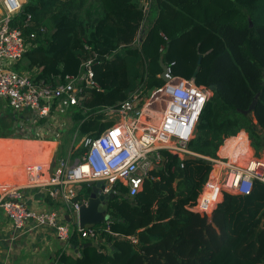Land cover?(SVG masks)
I'll use <instances>...</instances> for the list:
<instances>
[{
    "label": "trees",
    "instance_id": "obj_1",
    "mask_svg": "<svg viewBox=\"0 0 264 264\" xmlns=\"http://www.w3.org/2000/svg\"><path fill=\"white\" fill-rule=\"evenodd\" d=\"M148 1L144 10L145 0H25L11 15V24L30 41L16 66L23 63L32 77L92 68L98 87L82 81L80 104L68 107L71 126L63 135L69 138L75 129L78 136H97L117 120L121 101L160 86V59L172 73L212 91L187 141L195 154L180 159L160 149L164 159L150 170L153 179L128 196L119 185L121 194L108 200L109 217L93 225L100 230L99 248L84 245L95 240L74 229L56 261L264 264L263 181L254 180L249 193L224 191L209 216L191 208L211 168L205 156H215L226 136L245 130L256 153L264 146V0H231L220 7L223 15L197 19L203 14L191 7L202 11L200 2ZM253 100V109L243 112ZM14 134L9 136H21ZM69 149L74 158L85 146L73 142ZM90 191L88 181L80 182L73 200L88 198ZM46 199L57 203L48 194Z\"/></svg>",
    "mask_w": 264,
    "mask_h": 264
},
{
    "label": "built area",
    "instance_id": "obj_2",
    "mask_svg": "<svg viewBox=\"0 0 264 264\" xmlns=\"http://www.w3.org/2000/svg\"><path fill=\"white\" fill-rule=\"evenodd\" d=\"M20 5L13 0L0 18V98L6 99L14 109H28L30 115L20 118V122L30 124V127L54 129L58 126L59 131H54V139L57 140L68 127L70 116L63 113L70 105L80 104L82 81L88 86L98 85L92 78V68L87 64L79 74L65 72L56 77L51 75L48 79H37L11 67L30 45L22 29L11 24V15ZM143 8H149L148 0H145ZM30 36L34 37L35 33L31 32ZM159 50H162V44ZM164 75L166 80L149 95L140 98L134 92L121 101L117 107L119 118L97 136H78L75 129L73 139L79 137L78 144L73 141L75 146H85L80 155L70 161L57 156L55 167L46 177L44 171L47 167L43 163L26 165L33 170L32 183L44 186L46 194L57 201V206L31 208L26 204L19 185L0 190V208L11 225L16 229L23 228L28 222H31L29 228L50 226L65 246L74 229L80 236L96 241L99 229L81 227L78 222L73 225L64 217L65 212H74L81 203L88 201V198L73 200L80 182L101 179L104 181L102 192L116 193L118 186L124 185L128 189L127 194L133 195L146 178H154L150 170L162 165L164 156L160 149H166L180 159H184L186 154H195L188 148L187 141L193 134L201 107L212 91L195 83L193 78L172 73L166 64ZM39 118L48 121L39 123ZM113 133H116L115 137ZM205 157L210 160L211 168L191 208L207 216L224 191L249 193L254 180L264 182V148L256 155L245 130L226 136L216 155ZM131 239L135 240L133 236ZM75 253L79 254L77 247Z\"/></svg>",
    "mask_w": 264,
    "mask_h": 264
},
{
    "label": "crops",
    "instance_id": "obj_3",
    "mask_svg": "<svg viewBox=\"0 0 264 264\" xmlns=\"http://www.w3.org/2000/svg\"><path fill=\"white\" fill-rule=\"evenodd\" d=\"M29 127L26 126V132H28ZM54 129L49 128L41 131L37 126L33 127L30 134L33 138L27 136L29 133L26 132L22 133L21 136H0V190L10 185H19L26 204L33 209L57 206V203L54 205L46 199V188L44 186L32 183L33 170L26 168L28 163L41 162L47 167L44 171V176L46 177L51 173L56 165V155L53 153L55 143L58 141V138L57 140L54 139V131L58 132L59 127L56 126ZM15 131L18 130L15 129ZM46 133L49 135L48 138L41 139L42 135ZM8 141L11 142L10 145ZM42 142L54 143L49 160L29 161L32 160V155L29 154L30 152L27 149L31 145L35 146L36 144H42ZM15 147L16 150L18 148L22 151L21 155L17 154L16 150H12ZM64 217L70 223L77 222L73 211L65 212ZM30 224L31 222H28L21 229L14 228L4 211L0 208V264L58 263L56 254L61 247L65 246L63 241L56 237L52 227L43 225L29 228L28 225ZM72 250L75 251L76 247H73Z\"/></svg>",
    "mask_w": 264,
    "mask_h": 264
},
{
    "label": "rangeland",
    "instance_id": "obj_4",
    "mask_svg": "<svg viewBox=\"0 0 264 264\" xmlns=\"http://www.w3.org/2000/svg\"><path fill=\"white\" fill-rule=\"evenodd\" d=\"M17 1L19 3H23L25 0H17ZM187 1H188V3H197V2L201 3L200 8H202V11H199V7H196V6L191 7L192 10H194V8H195L196 12H200V15L203 14V17L198 16V17H194V19L204 18V16L210 15L209 14L210 12H213L215 15H223L224 13L222 12L220 7H223L224 9L228 8L229 3L231 2V0L228 2H226V0H207V1L206 0H187ZM217 3H219V4L217 5ZM6 10H7L6 1L0 0V18L5 14ZM18 60H16L15 62L12 63V65H11L12 68H15L19 71H23V72H26L29 74L31 72H33V71H27L24 67H22L23 63H21V64L19 63V65L16 66V62ZM0 103H1L0 104V135L5 134L4 136H9L13 133H19V134L25 133L26 132V130H25L26 126L29 127L30 124H25V123L21 124L20 118H22L23 116L27 117V114L29 116L30 111L28 109H24V108L14 109L7 103V100L3 99V98H0ZM69 112L70 111L68 109L63 113L64 115L68 114L70 116L69 119H67V123H68L67 129H69V127L71 126V114ZM118 118H119V115H118V117L117 116L115 117V119H118ZM54 120H56V119H54ZM47 121H44V118L38 119L39 123L40 122L47 123ZM31 125H35V124H31ZM66 126H67V124H66ZM32 128L28 129V132H26V133H29V134H27V136H29L31 138H33V136L30 135L32 133ZM15 129H17L18 131H15ZM67 129H65V130H67ZM40 130L42 131L44 129L40 128ZM70 135H71L70 138L67 135V133L65 135L61 134L59 136L58 141L55 143V149H54V153H53L54 155H56V157L61 155V156L68 158L69 161H70V159L73 158L71 156V151L69 149V145L73 141L76 142V144H78L77 142H78L79 137H77V139L74 140L73 139V131H71ZM42 136L43 137L41 139H46V138H48L49 135H47V133H46ZM10 143L11 142L8 141L9 145H10ZM53 147H54V143L50 144V143H46V142H42V144H36L35 146L31 145V147L29 149H27V151L30 152L29 154L32 155V160H29V161H47V160H49V157L51 155V150H53ZM263 148H264V146H263ZM263 148L257 153L254 150L255 154L259 155L262 152ZM12 150L15 151L16 147L13 148ZM16 152L19 155L22 154L21 153L22 151L19 150L18 148H17ZM0 162H1V159H0Z\"/></svg>",
    "mask_w": 264,
    "mask_h": 264
},
{
    "label": "water",
    "instance_id": "obj_5",
    "mask_svg": "<svg viewBox=\"0 0 264 264\" xmlns=\"http://www.w3.org/2000/svg\"><path fill=\"white\" fill-rule=\"evenodd\" d=\"M11 3H13V0ZM197 61L199 62L200 58H198ZM160 65L162 67V72L160 75L163 80H166V77L164 75L165 63L161 59ZM196 72L197 69L194 71L193 76L196 75ZM254 105L255 100L250 103L247 109H243L242 111L247 112L253 109ZM191 156L192 154H186L184 158H189ZM88 183L91 185V191L89 193L87 203H81L79 209L73 212L76 221L81 227H92L93 225L99 223L102 219L108 218L109 214L106 212L108 200L116 194H121L120 191H117L116 193H112L110 191L102 192L101 190L104 187V181L101 179L88 180ZM125 196H128V194H125ZM87 244H92L99 248V244L97 241H87L84 243V245Z\"/></svg>",
    "mask_w": 264,
    "mask_h": 264
},
{
    "label": "bare ground",
    "instance_id": "obj_6",
    "mask_svg": "<svg viewBox=\"0 0 264 264\" xmlns=\"http://www.w3.org/2000/svg\"><path fill=\"white\" fill-rule=\"evenodd\" d=\"M6 1V3H7V5L9 6L10 5V3L12 2V0H5ZM9 2V3H8Z\"/></svg>",
    "mask_w": 264,
    "mask_h": 264
},
{
    "label": "snow or ice",
    "instance_id": "obj_7",
    "mask_svg": "<svg viewBox=\"0 0 264 264\" xmlns=\"http://www.w3.org/2000/svg\"><path fill=\"white\" fill-rule=\"evenodd\" d=\"M116 133H113V137H115Z\"/></svg>",
    "mask_w": 264,
    "mask_h": 264
}]
</instances>
